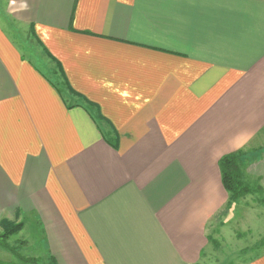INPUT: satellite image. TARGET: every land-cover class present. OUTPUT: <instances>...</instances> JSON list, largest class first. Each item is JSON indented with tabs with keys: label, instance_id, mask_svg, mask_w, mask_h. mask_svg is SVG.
<instances>
[{
	"label": "crops",
	"instance_id": "1",
	"mask_svg": "<svg viewBox=\"0 0 264 264\" xmlns=\"http://www.w3.org/2000/svg\"><path fill=\"white\" fill-rule=\"evenodd\" d=\"M240 151L264 189V0H1L0 234L39 238L27 264H200Z\"/></svg>",
	"mask_w": 264,
	"mask_h": 264
},
{
	"label": "rangeland",
	"instance_id": "2",
	"mask_svg": "<svg viewBox=\"0 0 264 264\" xmlns=\"http://www.w3.org/2000/svg\"><path fill=\"white\" fill-rule=\"evenodd\" d=\"M3 24L23 52L47 75L69 104L82 102L70 90L57 63L38 44L32 31ZM256 158L254 156V160ZM243 172L244 182L251 188L252 194L240 199L230 208L225 207L219 218L211 222L208 250L200 264H250L264 254V189L258 181L245 176V168ZM2 235L0 234V264H27L22 257L42 256L39 238H35L34 242H26L17 233L9 238H2ZM1 256L12 258L8 261Z\"/></svg>",
	"mask_w": 264,
	"mask_h": 264
},
{
	"label": "trees",
	"instance_id": "3",
	"mask_svg": "<svg viewBox=\"0 0 264 264\" xmlns=\"http://www.w3.org/2000/svg\"><path fill=\"white\" fill-rule=\"evenodd\" d=\"M57 65L60 68L61 73L65 79V76H64L63 71L61 69V66L58 63H57ZM65 81H66V79H65ZM67 85H68V83H67ZM60 93L62 94L61 91H60ZM74 94L77 96L76 93H74ZM84 101L87 104L86 110L92 115L93 119L96 122H99L102 119V117L99 114V111L95 110L96 105L93 103L87 102L85 99H84ZM76 105L77 104H70L71 107L76 106ZM106 139H108V138H106ZM244 155H245L244 152L240 151V152H237L235 154H231V155L223 157L219 163L221 174H222L223 185H224L225 190L229 194V201H228V204L226 206L227 208H230L232 205L236 204L240 199L244 198L245 196L252 194L251 188L245 184L244 179H243L244 163H243L242 159H243ZM1 226L4 229V233L1 236L2 238H9L10 235H14L22 229V225H13V224H7V223L4 224L3 223V224H1Z\"/></svg>",
	"mask_w": 264,
	"mask_h": 264
}]
</instances>
